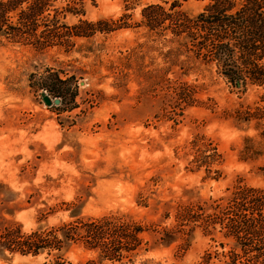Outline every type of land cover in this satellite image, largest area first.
<instances>
[{"label": "rangeland", "instance_id": "rangeland-1", "mask_svg": "<svg viewBox=\"0 0 264 264\" xmlns=\"http://www.w3.org/2000/svg\"><path fill=\"white\" fill-rule=\"evenodd\" d=\"M173 1L87 0L83 15L63 22L104 21L111 31L73 36L69 46L40 50L0 36V227L17 223L30 233L75 219L122 217L145 228L147 250L133 264H200L205 253L209 264L229 261L234 240L219 225L213 235L189 231L178 228L176 214L222 204L237 186L264 187L259 131L226 116L262 105L264 89L233 87L213 65L184 71V48L165 29L168 22L149 29L141 13L149 5L169 12ZM209 2L178 0L177 9L192 18ZM49 72L74 78L62 86L66 98L58 104L44 90ZM246 136L261 144L256 160L240 158ZM213 148L219 162L196 169L193 158ZM163 230L171 232L168 244L158 241ZM62 257L85 264L95 253L73 244ZM47 259L0 253V264Z\"/></svg>", "mask_w": 264, "mask_h": 264}, {"label": "trees", "instance_id": "trees-1", "mask_svg": "<svg viewBox=\"0 0 264 264\" xmlns=\"http://www.w3.org/2000/svg\"><path fill=\"white\" fill-rule=\"evenodd\" d=\"M58 1L0 0V36L41 50L54 45L69 46L73 36L88 37L96 31H111L110 24L104 27V21H79L74 26H67L63 22L65 17L83 15L87 0H62L64 6H57ZM177 7L178 0H175L169 12L159 5H149L141 13L149 29L168 22L165 29H169L179 46L184 48L187 58L182 67L184 71L193 67L190 65H213L233 87L264 89V0H210L203 11L192 18ZM70 79L74 78L61 79L56 73L49 72L43 78L48 82L44 90L54 99L63 101L66 97L62 86ZM260 103L262 105L253 107L240 106L227 112L226 116L238 127L253 125L264 141V94ZM244 143L240 151L243 161L256 160L262 155L259 142L246 136ZM192 146L197 148V143L193 141ZM199 154L191 161L196 169L202 165L210 167L221 159L215 148L207 157ZM260 170L264 176V165ZM215 173L214 179H218L221 173L218 170ZM192 207L178 211V228L189 226V231L201 228L204 234L213 235L215 226L219 225L222 235L234 240L228 251L229 261L225 264H264V187L237 186L222 204L208 205V210L199 206L193 210ZM209 210L211 214L205 215ZM21 229L17 223L0 227L1 254L33 257L45 254L46 259H51L38 264H72L62 257V253L73 244H81L95 253V257L85 264H133L138 252L147 250L142 247L140 236L145 228L122 217L75 219L30 233H23ZM171 236L169 230H163L158 241L168 244L172 241ZM210 258V253H205L200 264H209Z\"/></svg>", "mask_w": 264, "mask_h": 264}, {"label": "water", "instance_id": "water-1", "mask_svg": "<svg viewBox=\"0 0 264 264\" xmlns=\"http://www.w3.org/2000/svg\"><path fill=\"white\" fill-rule=\"evenodd\" d=\"M44 101L47 105H49L51 102L47 97H44ZM59 100L58 99H54V104H58Z\"/></svg>", "mask_w": 264, "mask_h": 264}]
</instances>
